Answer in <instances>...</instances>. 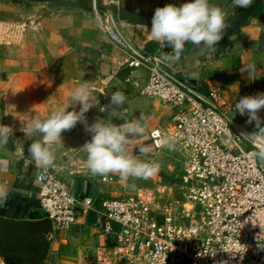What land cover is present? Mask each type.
I'll use <instances>...</instances> for the list:
<instances>
[{"label": "crops", "instance_id": "0c3cea01", "mask_svg": "<svg viewBox=\"0 0 264 264\" xmlns=\"http://www.w3.org/2000/svg\"><path fill=\"white\" fill-rule=\"evenodd\" d=\"M100 1L149 17H153L158 7L186 2ZM212 3L227 11V21L236 18L240 11L232 0H212ZM104 10L103 16H111L113 20L111 23L107 19L108 30L104 22V30H101L98 15L91 7L68 8L35 0H0V125L13 129L7 143L0 146V187L9 193L6 203L0 206V223L38 224L49 220L41 207L36 180L39 168L28 153L30 143L40 137L26 136L23 128L34 116L46 118L66 102L82 82L91 84L97 102L86 113L88 123L95 122V115L117 124L131 120L141 112L150 118L145 134L136 137L129 146L130 152L137 153L142 145L152 146L150 133L153 130L172 128L171 109L160 100L142 94L148 73L129 66L134 52L163 57L171 49L163 41L155 44L156 40L149 34L150 28L131 24L118 14ZM124 21L129 26H123ZM110 29L125 47L115 42ZM166 64L172 74L197 93L206 96L220 90L228 104L238 100L248 84L264 88V13L251 17L239 30L223 36L214 50L197 49L189 42L178 61ZM250 65L256 66L253 76L241 71ZM117 90L124 92L127 100L123 109L114 111L110 108V98ZM79 107L73 105L68 110L75 108L78 111ZM233 121L238 129L252 130L264 136V131L257 127L249 128L241 115L234 114ZM90 139L91 134L81 123L64 131L62 140L53 145L56 159L51 167L77 195L92 197L97 210H101L106 201L127 197L125 195H130L135 188L150 190L177 180L179 162L166 151L154 153L153 147L151 156L161 167L148 179L125 180L118 174L93 175L81 148ZM132 184L135 187H131ZM25 230H30L27 236L36 233V230L18 225L7 226L0 233V264H19V259L30 257L31 262L24 264H35V244L21 245L20 234L24 235ZM46 236L50 242L46 264H97L99 249L110 242L97 212L82 216L65 234L58 235L53 228Z\"/></svg>", "mask_w": 264, "mask_h": 264}, {"label": "built area", "instance_id": "2783aa9c", "mask_svg": "<svg viewBox=\"0 0 264 264\" xmlns=\"http://www.w3.org/2000/svg\"><path fill=\"white\" fill-rule=\"evenodd\" d=\"M91 2L98 13L101 1ZM129 66L148 73L142 94L172 111V128L153 130L150 139L154 153L173 155L182 174L171 184L106 201L97 210L92 197L77 195L52 167L39 168L41 207L55 233L65 234L82 216L97 212L110 238L99 249L97 264H264V136L238 129L233 121L240 115L235 103L264 88L248 84L228 104L220 90L203 96L179 80L162 56L134 52ZM259 114L264 118V109ZM250 125L257 127L255 121ZM165 134L175 140L172 150L159 143Z\"/></svg>", "mask_w": 264, "mask_h": 264}, {"label": "clouds", "instance_id": "9594fccd", "mask_svg": "<svg viewBox=\"0 0 264 264\" xmlns=\"http://www.w3.org/2000/svg\"><path fill=\"white\" fill-rule=\"evenodd\" d=\"M254 0H232L236 8H247ZM228 13L212 0H186L182 4L169 3L156 8L152 17L150 36L156 41H163L171 49L163 55L167 63H175L181 57L186 45H194L197 49L214 50L223 38V30L227 27ZM242 72L253 76L256 66L243 67ZM126 94L122 91L111 93L110 108L123 109ZM79 110L69 111L73 105ZM91 84L82 82L69 95L68 100L61 103L44 119L34 116L23 128L26 136L38 135L28 146V153L37 168L47 170L55 162L53 145L62 140V133L71 130L77 123L84 125L91 139L81 148L86 153V165L93 175L107 176L118 174L122 179H148L157 173L160 163L151 158L152 146L142 145L137 153L129 151L134 139L143 136L149 126L150 118L141 112L131 120L114 123L113 120L97 118L88 123L86 113L96 105ZM264 109V92L252 96H244L235 103V110L241 116H247V123L256 122L259 131H264V118L260 110ZM13 129L0 125V146L7 143ZM162 147L172 150L175 145L173 137L164 135L159 140ZM131 187H135L132 184ZM9 193L0 187V206H3Z\"/></svg>", "mask_w": 264, "mask_h": 264}, {"label": "water", "instance_id": "95a60500", "mask_svg": "<svg viewBox=\"0 0 264 264\" xmlns=\"http://www.w3.org/2000/svg\"><path fill=\"white\" fill-rule=\"evenodd\" d=\"M40 2L52 3L62 7L68 8H88L93 7L92 2H65L61 0H35ZM264 5V0H255L251 6L247 8H240L238 16L233 20L228 21L227 27L223 30V36H228L236 30H239L242 26H244L251 17H253L256 11ZM99 8H104L110 10L112 13L118 14L122 19L130 21L131 24L147 27L151 29L152 25V17L141 15L134 13L130 10H126L119 7L108 6L103 3L98 4ZM263 15V14H262ZM0 233L4 232V228L7 226L14 227L18 225L20 228L36 230V233L33 236H27L30 230H25L24 235L21 237V245H32L35 244L36 249V262L35 264H46L49 251H50V242L47 239V234L53 231V225L50 220H47L43 223L38 224H16L14 225L12 222H2L0 223ZM49 229H48V227ZM32 257L28 259H19V264H24L25 262H31Z\"/></svg>", "mask_w": 264, "mask_h": 264}, {"label": "rangeland", "instance_id": "374dc122", "mask_svg": "<svg viewBox=\"0 0 264 264\" xmlns=\"http://www.w3.org/2000/svg\"><path fill=\"white\" fill-rule=\"evenodd\" d=\"M95 12V11H94ZM96 13V12H95ZM98 14H102V20H103V22H104V24H105V29H109V23L107 22V19H110V21H111V23H112V17L111 16H109V18H108V16H103V13H101V11H100V9H99V12L97 13V15ZM109 14V13H108ZM111 14V13H110ZM98 18V20H100L99 19V16L97 17ZM118 18V17H117ZM115 20H116V18H114ZM93 118H94V121L97 119V118H99V116H97V115H95V116H93ZM247 126L250 128L251 127V125L248 123L247 124ZM256 129V128H255ZM254 129V130H255ZM181 174H182V168L181 167H179L178 169H177V174L175 175V178H177L178 179V177H180L181 176ZM139 190H142L141 188H135L133 191H132V193L130 194V195H125V196H127V197H132L137 191H139Z\"/></svg>", "mask_w": 264, "mask_h": 264}, {"label": "trees", "instance_id": "16d2710c", "mask_svg": "<svg viewBox=\"0 0 264 264\" xmlns=\"http://www.w3.org/2000/svg\"><path fill=\"white\" fill-rule=\"evenodd\" d=\"M92 9V8H91ZM100 11H101V13H103V12H105V10L104 9H100ZM264 13V5L262 6V7H260L257 11H256V13H255V17H258V16H260V15H262ZM156 42L157 41H155V44H156Z\"/></svg>", "mask_w": 264, "mask_h": 264}, {"label": "flooded vegetation", "instance_id": "af4514ba", "mask_svg": "<svg viewBox=\"0 0 264 264\" xmlns=\"http://www.w3.org/2000/svg\"><path fill=\"white\" fill-rule=\"evenodd\" d=\"M255 1V0H254Z\"/></svg>", "mask_w": 264, "mask_h": 264}]
</instances>
